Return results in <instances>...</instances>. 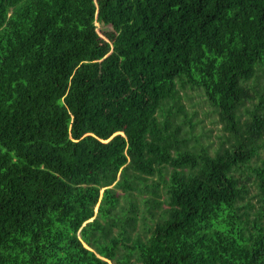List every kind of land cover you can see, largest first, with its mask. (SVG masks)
Returning <instances> with one entry per match:
<instances>
[{"label":"trees","instance_id":"16d2710c","mask_svg":"<svg viewBox=\"0 0 264 264\" xmlns=\"http://www.w3.org/2000/svg\"><path fill=\"white\" fill-rule=\"evenodd\" d=\"M0 264H264V0H0Z\"/></svg>","mask_w":264,"mask_h":264},{"label":"rangeland","instance_id":"374dc122","mask_svg":"<svg viewBox=\"0 0 264 264\" xmlns=\"http://www.w3.org/2000/svg\"><path fill=\"white\" fill-rule=\"evenodd\" d=\"M96 25V31L100 39L104 42H110L111 39L105 36L106 29L100 25ZM183 106L186 111L187 117L195 123L194 133L197 136L201 135L200 141L202 144H210L214 147V143L218 141L217 137L221 136V124L218 121V116L212 109L203 103L198 95L188 91L186 99L183 101ZM193 134V132H192ZM121 193L120 191H117ZM121 206L123 204L121 203ZM139 233V232H138Z\"/></svg>","mask_w":264,"mask_h":264}]
</instances>
